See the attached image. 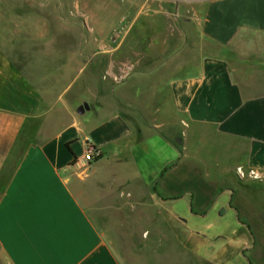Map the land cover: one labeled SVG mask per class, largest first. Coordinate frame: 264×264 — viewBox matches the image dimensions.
I'll use <instances>...</instances> for the list:
<instances>
[{
  "label": "crops",
  "instance_id": "0c3cea01",
  "mask_svg": "<svg viewBox=\"0 0 264 264\" xmlns=\"http://www.w3.org/2000/svg\"><path fill=\"white\" fill-rule=\"evenodd\" d=\"M179 1L129 0L133 31L121 38L112 27L55 43L49 62L73 78L51 109L77 87L61 111L88 104L93 120L55 137L44 128L12 166L26 115L0 108V264H124L117 234L149 230L137 226L149 214L181 229L200 264H264V0L164 9ZM48 36L24 41L28 84L40 81L31 73ZM88 146L101 156L85 167Z\"/></svg>",
  "mask_w": 264,
  "mask_h": 264
},
{
  "label": "rangeland",
  "instance_id": "374dc122",
  "mask_svg": "<svg viewBox=\"0 0 264 264\" xmlns=\"http://www.w3.org/2000/svg\"><path fill=\"white\" fill-rule=\"evenodd\" d=\"M189 1L169 3L164 9L176 16H190L195 7H191ZM177 5H180V13L177 12ZM129 6V0H0V44L5 54L0 60V108H19L26 115L24 130L11 166L24 156L26 147L44 128L48 137H55L74 120L78 123L93 120L92 110L82 115L77 111L72 114L61 111L65 103L70 106L75 103L77 87L66 90L61 96L64 102L51 109L60 92L63 93L73 78V72L66 71L64 65L55 67L49 62L56 57L54 44L62 42L63 46L70 49V43L74 40L69 38V34L91 29L103 30L109 35L112 27H116L115 33L122 19L126 20L127 33L133 31L134 14H130L134 5L132 8ZM38 32L49 34L44 40V64L38 71L31 73L39 75L40 81L28 84L23 73L24 41ZM54 33H62L66 37L53 39ZM135 37L136 32L132 33L128 42H134ZM257 41L255 38L242 40L243 46L248 45L253 49L259 45ZM58 49L57 46L56 51ZM3 63L7 65L5 69ZM11 64L14 65V71H10ZM151 218L150 214L144 215V222L137 225L149 230H127L117 234L115 248L124 264H200L196 260L195 247L185 246L190 245L191 241L181 229L169 223L165 215H159L158 220ZM151 227H155V230L152 231Z\"/></svg>",
  "mask_w": 264,
  "mask_h": 264
},
{
  "label": "built area",
  "instance_id": "2783aa9c",
  "mask_svg": "<svg viewBox=\"0 0 264 264\" xmlns=\"http://www.w3.org/2000/svg\"><path fill=\"white\" fill-rule=\"evenodd\" d=\"M125 22V19H122L120 21V24L115 31L116 39L121 38V36L126 32L127 26L125 25ZM100 156L101 152L99 149L93 146H88L85 152V156L83 158L85 167H88L94 160L100 158ZM237 173L241 178H250L253 180H260L263 177V174H261L257 170L249 169L248 171H245L242 167L237 169Z\"/></svg>",
  "mask_w": 264,
  "mask_h": 264
},
{
  "label": "water",
  "instance_id": "95a60500",
  "mask_svg": "<svg viewBox=\"0 0 264 264\" xmlns=\"http://www.w3.org/2000/svg\"><path fill=\"white\" fill-rule=\"evenodd\" d=\"M89 109V106L88 104H83L82 106H80L77 110V113L78 114H84L85 110H88Z\"/></svg>",
  "mask_w": 264,
  "mask_h": 264
},
{
  "label": "trees",
  "instance_id": "16d2710c",
  "mask_svg": "<svg viewBox=\"0 0 264 264\" xmlns=\"http://www.w3.org/2000/svg\"><path fill=\"white\" fill-rule=\"evenodd\" d=\"M67 147L70 149V147H71V143H67Z\"/></svg>",
  "mask_w": 264,
  "mask_h": 264
}]
</instances>
